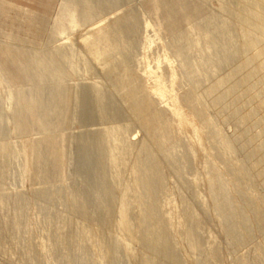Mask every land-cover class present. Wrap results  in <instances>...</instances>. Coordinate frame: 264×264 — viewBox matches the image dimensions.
Returning a JSON list of instances; mask_svg holds the SVG:
<instances>
[{
	"label": "rangeland",
	"instance_id": "obj_1",
	"mask_svg": "<svg viewBox=\"0 0 264 264\" xmlns=\"http://www.w3.org/2000/svg\"><path fill=\"white\" fill-rule=\"evenodd\" d=\"M257 13L264 0H0V264H264Z\"/></svg>",
	"mask_w": 264,
	"mask_h": 264
},
{
	"label": "bare ground",
	"instance_id": "obj_2",
	"mask_svg": "<svg viewBox=\"0 0 264 264\" xmlns=\"http://www.w3.org/2000/svg\"><path fill=\"white\" fill-rule=\"evenodd\" d=\"M261 1V0H260ZM256 2H258V1H256ZM255 3V2H254ZM254 6H256V3H255V5ZM256 17H257V19H258V21L260 22H262V23H264V15L262 14V16H259L258 15V13H257V15H256ZM257 21V20H256ZM256 25V24H255ZM251 29V28H250ZM255 30L256 31H258L257 33L259 34H261V36L263 35L264 36V27L263 28H255ZM254 30V31H255ZM252 31H253V29H252ZM253 33V32H252ZM251 33V31H248V34H249V36H250V34H252ZM249 38V37H248ZM253 44V41L251 40V38H250V41L248 42V46L250 47L251 45ZM259 55V53L257 54V56ZM96 104H97V112L99 113V116H104L103 115V110H104V107L105 106H107L106 105V103H105V99H104V96H103V93L102 92H96ZM107 102V101H106ZM108 103V102H107ZM111 103V102H110ZM83 103L81 102V107L83 108ZM80 107V108H81ZM108 107V106H107ZM92 109H93V107H91ZM95 108V107H94ZM95 110V109H94ZM82 112V111H81ZM91 111H89V116L90 117H92L91 116V114L92 113H90ZM93 113H95V112H93ZM97 113V114H98ZM94 115H96V114H94ZM88 116V117H89ZM101 117V118H102ZM1 118V117H0ZM96 120H97V118H96ZM98 120H99V118H98ZM97 120V121H98ZM125 120V119H124ZM126 123H129V122H126ZM1 124V123H0ZM117 124V123H116ZM116 126V125H115ZM124 126V125H123ZM120 129V128H119ZM123 129H124V127H123ZM127 129H129V128H127ZM100 130V129H99ZM98 130V131H99ZM106 130V129H105ZM112 130V129H111ZM116 130H117V127H116ZM92 131V130H91ZM102 132V131H101ZM115 132V131H114ZM112 133H113V131H112ZM115 134V133H114ZM113 134V136H115ZM92 135H95V134H93L92 133ZM107 138V137H106ZM113 138V137H112ZM93 139V138H92ZM79 141V140H78ZM79 144V143H78ZM4 148H5V146H4ZM89 148V147H88ZM98 148V147H97ZM2 150H3V148H1ZM8 149V148H7ZM9 150V149H8ZM87 152V151H86ZM79 153V152H78ZM107 153L108 152H100V154L98 155V157H97V162L99 163H101V161L102 160H104V159H106L107 158ZM6 154V153H5ZM5 154H3V155H5ZM9 155V154H8ZM7 157V156H6ZM152 167V166H151ZM150 167V168H151ZM149 167L148 168H146L145 167V172H147V174L149 173V171H150V173H152L153 172V174H154V171H155V169L153 170V169H150ZM144 170H142V171H144ZM153 170V171H152ZM152 171V172H151ZM149 179V181H147L148 182V187H149V190L151 191V193H152V191H153V183H152V180L150 179V177H148ZM147 180V179H146ZM146 182V181H145ZM214 182V181H213ZM147 185V184H146ZM213 187H214V184H213ZM98 189H99V191H103V192H105L106 193V197L108 196L109 197V189H108V183H107V181H106V179H104V178H102V179H100L99 180V183H98V187H97ZM40 191V190H39ZM40 193V192H39ZM42 193V192H41ZM215 194V193H214ZM219 196V195H218ZM124 215V214H123ZM153 216H154V209H153V207L152 206H148V208L147 209H145L144 210V214H143V216H141L142 218V223H145L146 221H148L147 222V224L148 223H150L151 222V220H152V218H153ZM149 241V240H148ZM143 242H146L147 243V240L146 239H143ZM145 243V244H146ZM156 250H158V249H161V248H163V245L162 244H160V243H157L156 245Z\"/></svg>",
	"mask_w": 264,
	"mask_h": 264
},
{
	"label": "crops",
	"instance_id": "obj_3",
	"mask_svg": "<svg viewBox=\"0 0 264 264\" xmlns=\"http://www.w3.org/2000/svg\"><path fill=\"white\" fill-rule=\"evenodd\" d=\"M54 77L55 78H59V74H54ZM29 133H36V135H37V138H35V139H29V138H26L27 137V135L29 134ZM24 136V139H26L24 142H31V141H37L38 140V134H37V132H35V131H29L27 134H25V135H23ZM43 165L44 164H40V165H38L37 166V168H39V169H41V168H43ZM31 168L33 169V165H31ZM19 176L21 177L22 175L20 174V171H19ZM56 174H53V173H51L50 174V177L47 179V181H50V179L53 177V176H55ZM57 176V175H56ZM30 178V177H33V178H36V179H39L40 181H44L45 182V180H43V179H41V178H37V177H35V175H34V173L32 174V172L30 171V173L29 174H27V175H25L23 178ZM43 183V182H42Z\"/></svg>",
	"mask_w": 264,
	"mask_h": 264
}]
</instances>
